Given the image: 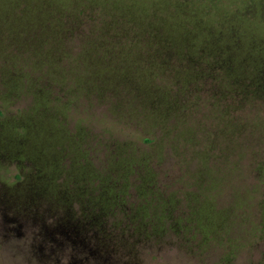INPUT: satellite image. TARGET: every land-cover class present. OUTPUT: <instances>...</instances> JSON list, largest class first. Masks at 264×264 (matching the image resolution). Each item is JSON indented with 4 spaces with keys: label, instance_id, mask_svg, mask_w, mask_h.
Here are the masks:
<instances>
[{
    "label": "rangeland",
    "instance_id": "obj_1",
    "mask_svg": "<svg viewBox=\"0 0 264 264\" xmlns=\"http://www.w3.org/2000/svg\"><path fill=\"white\" fill-rule=\"evenodd\" d=\"M180 4L0 0V264H264V0Z\"/></svg>",
    "mask_w": 264,
    "mask_h": 264
},
{
    "label": "trees",
    "instance_id": "obj_2",
    "mask_svg": "<svg viewBox=\"0 0 264 264\" xmlns=\"http://www.w3.org/2000/svg\"><path fill=\"white\" fill-rule=\"evenodd\" d=\"M170 1L172 0H168V2L170 3ZM175 3H177V5H181L180 3H183L185 2L186 0H177L178 2H176V0H174ZM182 7V6H181ZM191 8H194L193 6H189ZM188 7V8H189ZM185 6H183V8H179V10L177 11H173L172 12V19L170 18V15L171 14L170 12H168L167 10H165V8L163 7L162 9H158L160 10L159 13H161L163 16H167L169 17V24L171 25L172 24V27L174 29H177V28H181V25H183L185 19L188 17L187 13H189L188 11L184 10ZM195 9V8H194ZM201 12L204 13L205 12V9L204 8H200L199 11L197 12L198 14L201 15ZM208 15H212V16H216V13L215 11H213L211 14H208ZM174 17V19H173ZM155 26L158 28V29H162V28H165L164 25L161 26V24L159 23H156ZM184 26V25H183ZM167 27V26H166ZM168 30V29H167ZM174 30L172 29V32ZM167 32V31H166ZM171 32V31H170Z\"/></svg>",
    "mask_w": 264,
    "mask_h": 264
}]
</instances>
